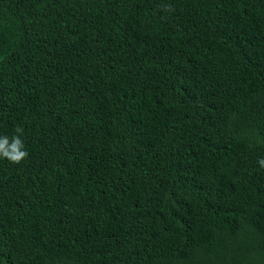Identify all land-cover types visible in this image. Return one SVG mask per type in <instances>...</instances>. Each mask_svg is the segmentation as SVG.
<instances>
[{
  "label": "trees",
  "instance_id": "16d2710c",
  "mask_svg": "<svg viewBox=\"0 0 264 264\" xmlns=\"http://www.w3.org/2000/svg\"><path fill=\"white\" fill-rule=\"evenodd\" d=\"M14 136L0 264H264V0H0Z\"/></svg>",
  "mask_w": 264,
  "mask_h": 264
},
{
  "label": "clouds",
  "instance_id": "9594fccd",
  "mask_svg": "<svg viewBox=\"0 0 264 264\" xmlns=\"http://www.w3.org/2000/svg\"><path fill=\"white\" fill-rule=\"evenodd\" d=\"M21 128L17 132H22ZM28 153L24 150V145L19 136H14L9 142L8 137H0V157L6 158L11 163H20L27 157ZM264 166V160L260 161Z\"/></svg>",
  "mask_w": 264,
  "mask_h": 264
}]
</instances>
